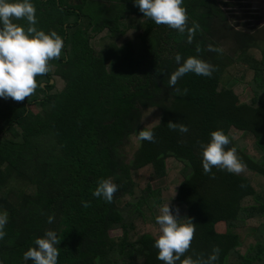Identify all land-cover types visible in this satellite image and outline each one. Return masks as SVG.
<instances>
[{
	"label": "trees",
	"instance_id": "obj_1",
	"mask_svg": "<svg viewBox=\"0 0 264 264\" xmlns=\"http://www.w3.org/2000/svg\"><path fill=\"white\" fill-rule=\"evenodd\" d=\"M33 3L36 27L56 31L64 47L49 72L36 77L31 96L0 98V212L9 217L0 262L32 264L23 252L51 229L60 238L57 264H163L153 246L155 216L170 199L195 227L176 264H201L213 248L214 264H262L264 41L259 46L253 33L235 29L232 10L222 7L229 3L219 0H183L188 26L199 25L191 43L187 32L144 17L132 0ZM240 18L235 25L247 24ZM100 21L109 40L103 53L91 42L103 30ZM226 38L235 55L223 49ZM209 44L223 52L209 51ZM177 53L216 70L210 77L187 73L170 87ZM235 65L243 70L229 73L237 81L229 85L226 71ZM246 88L252 95L240 100ZM146 110L156 118L143 123ZM169 121L188 131L169 128ZM147 129L154 141L139 139ZM216 129L236 147L240 174L204 172L200 145ZM103 178L118 186L110 203L92 194ZM220 223L224 230L217 231ZM248 224L252 241L245 244L240 230ZM114 229L120 233L111 235Z\"/></svg>",
	"mask_w": 264,
	"mask_h": 264
},
{
	"label": "clouds",
	"instance_id": "obj_2",
	"mask_svg": "<svg viewBox=\"0 0 264 264\" xmlns=\"http://www.w3.org/2000/svg\"><path fill=\"white\" fill-rule=\"evenodd\" d=\"M144 17L154 21L157 25L165 24L180 33L187 32V40L192 41L193 34L199 25L193 22L188 26L186 10L182 6L183 0H132ZM23 19L27 26L15 23L14 20ZM36 7L33 0H0V98L23 101L31 96L38 86L37 76L48 73L49 61L59 59L64 47L62 37L56 31L45 32L36 27ZM208 50L221 53L223 49L208 45ZM200 49L197 48V52ZM177 67L170 74L168 85L174 87L177 80L187 73L201 76H211L215 66L198 56L182 57L175 55ZM168 127L179 129L184 133L188 127L169 121ZM140 140L154 141L151 129L139 132ZM231 143L229 136L222 130L216 129L209 133L207 142L200 145L201 163L205 173L211 172L213 167L232 174H240L244 168L237 155L235 146L227 147ZM118 186L110 178H103L97 182L93 196L111 202ZM87 206V202H85ZM180 209L170 206V199L159 206L155 222L159 226L158 235L154 240V247L158 250L156 258L163 264H176L181 256L189 249L195 231L191 218L181 219ZM6 211L0 212V239L6 235L4 228L8 223ZM54 217L49 215L48 223ZM60 241L54 230L46 229L43 236L34 240V246H29L22 254V260L32 264H57L58 247ZM219 252H213L201 264H214ZM2 264V262H0ZM184 264H189L185 261Z\"/></svg>",
	"mask_w": 264,
	"mask_h": 264
},
{
	"label": "rangeland",
	"instance_id": "obj_3",
	"mask_svg": "<svg viewBox=\"0 0 264 264\" xmlns=\"http://www.w3.org/2000/svg\"><path fill=\"white\" fill-rule=\"evenodd\" d=\"M222 2H227L229 3V5L224 6L222 5V7L224 9H228V10H232L229 14V18L231 19L230 21L232 22V24H234V28L238 29V30H242V31H247V32H251L255 35V40L256 43L259 46L263 45V38H264V0H219ZM89 12H93L96 14L97 12V8L95 7H91L88 9ZM241 16H243V20L242 21H246L247 24H245L244 26L241 25H235V23H238L241 21ZM99 24L102 26V31L99 33V35L96 37H94L91 42L93 44V47L98 50L101 49L102 53L103 52H107V44L109 40L108 36H107V30L105 25H103L102 21L99 22ZM108 29V28H107ZM138 31V30H137ZM137 31L135 34H137ZM135 32V30L133 31V33ZM133 33H130L131 36ZM134 34V35H135ZM119 43V42H118ZM105 44V46H103ZM223 49L226 50L230 55H235V46L233 44V42L231 41L230 38H226L223 41ZM249 53H252L254 56L259 57V51L257 49H252ZM242 69V66H233L232 68H230V70L226 71V74H228L232 79H230V84H233V82H236V79H234V75H230L229 73L234 72L235 74H237L239 72V69ZM240 69V71H241ZM243 70V69H242ZM225 74V76H227ZM248 72H246V76L249 77ZM251 90L249 88H246L245 91L240 94L239 98L240 100H245L247 98H249L252 93L250 92ZM35 108V106H34ZM156 115L153 113L152 110H146L144 112L143 115V123H146L149 120L155 119ZM155 183L152 181V185H154ZM253 226L252 224H248L246 225L243 229L240 230V237L243 239V243L247 244L249 242L252 241V239L250 237H246V233L245 232H249L250 228ZM224 224L220 223L218 225H216V230L217 231H221L224 230ZM120 233V230L118 229H114L110 231L111 235H118ZM264 264V262L262 263Z\"/></svg>",
	"mask_w": 264,
	"mask_h": 264
}]
</instances>
